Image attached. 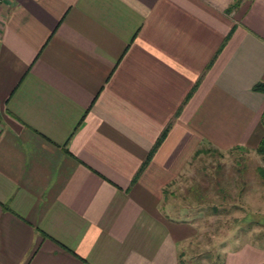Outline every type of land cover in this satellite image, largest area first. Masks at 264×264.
<instances>
[{"label":"crops","instance_id":"obj_1","mask_svg":"<svg viewBox=\"0 0 264 264\" xmlns=\"http://www.w3.org/2000/svg\"><path fill=\"white\" fill-rule=\"evenodd\" d=\"M231 2L0 0V264H184L169 187L264 129V0ZM224 243L219 264H264Z\"/></svg>","mask_w":264,"mask_h":264},{"label":"rangeland","instance_id":"obj_2","mask_svg":"<svg viewBox=\"0 0 264 264\" xmlns=\"http://www.w3.org/2000/svg\"><path fill=\"white\" fill-rule=\"evenodd\" d=\"M261 161L252 144L223 150L205 144L196 153L194 166L169 187L168 204L183 205L197 223V234L183 248L184 264H200L207 255H215V264L221 263L222 242L233 247L246 240L264 244Z\"/></svg>","mask_w":264,"mask_h":264},{"label":"trees","instance_id":"obj_3","mask_svg":"<svg viewBox=\"0 0 264 264\" xmlns=\"http://www.w3.org/2000/svg\"><path fill=\"white\" fill-rule=\"evenodd\" d=\"M239 0H232V2L230 3V5L227 7L226 11L232 9V7H234L237 2ZM253 88L257 91H264V79H261V81H258L256 82L255 84H252ZM262 125H263V128H264V109H262V116H261V122H260ZM170 126V122L167 124V125H164L161 130V133L159 134L158 138L155 139V142L152 146V149L149 151V155L147 156V158L145 159V161L140 164L138 170H137V173L138 171H140V169L143 168L144 165L147 164L150 156H151V153L157 148V146L159 145V143L161 142V138H163L166 134V132L168 131V127ZM240 146V145H239ZM200 149H202V146L200 148H198V150L194 151V156L196 155V153H198L200 151ZM255 150L257 151V153L261 156V162H262V166H260V168L258 169L259 171V175H261L263 178H264V129H263V133L262 135H260V139L257 143V145L255 146Z\"/></svg>","mask_w":264,"mask_h":264}]
</instances>
